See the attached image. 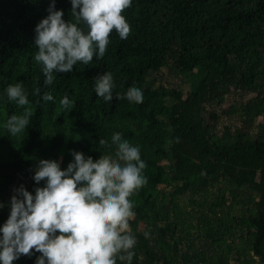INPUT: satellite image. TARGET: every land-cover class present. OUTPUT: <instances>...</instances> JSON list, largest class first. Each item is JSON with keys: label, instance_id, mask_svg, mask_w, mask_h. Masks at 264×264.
Here are the masks:
<instances>
[{"label": "trees", "instance_id": "1", "mask_svg": "<svg viewBox=\"0 0 264 264\" xmlns=\"http://www.w3.org/2000/svg\"><path fill=\"white\" fill-rule=\"evenodd\" d=\"M50 2L0 0V224L14 188L34 192L40 159L64 168L77 150L95 161L109 154L99 142L119 133L140 146L149 178L130 197L131 264H264V0H133L122 13L126 40L113 30L102 57L44 85L34 28ZM71 7L56 0L65 20ZM163 70L189 92L155 87ZM106 71L115 85L110 103L94 89ZM16 82L29 105L8 100L6 86ZM37 86L55 99L43 101ZM132 87L143 90L142 103L115 99ZM65 94L74 101L67 109ZM232 94L227 110L212 111ZM26 107L31 122L14 137L2 125ZM31 251L13 264H35L40 253Z\"/></svg>", "mask_w": 264, "mask_h": 264}, {"label": "clouds", "instance_id": "2", "mask_svg": "<svg viewBox=\"0 0 264 264\" xmlns=\"http://www.w3.org/2000/svg\"><path fill=\"white\" fill-rule=\"evenodd\" d=\"M132 2L71 0L72 19L65 20L63 10L55 8L56 0H51L48 14L34 28V60L41 65L44 85L53 84L57 71L71 72L78 62L86 65L94 56L102 57L113 30L126 40L131 28L122 13ZM94 81L97 96L112 102L113 74L106 71ZM5 92L17 105L31 103L22 82L9 83ZM34 92L43 101L55 99L52 91L41 92L40 86ZM115 99L142 103L143 90L132 87ZM59 103L67 109L74 101L65 94ZM32 115L26 107L22 114H11L2 126L18 136ZM99 146L109 154L94 161L71 150L73 158L64 168L56 159H40L34 168V192L23 184L13 189L9 215L0 224V264H13L21 254L32 255L33 249L40 253L35 264H117L118 259L131 264L137 237L129 222L136 215L130 197L148 182L143 171L147 162L140 146L119 133L112 135L111 143L103 139ZM5 206L0 201V208Z\"/></svg>", "mask_w": 264, "mask_h": 264}, {"label": "rangeland", "instance_id": "3", "mask_svg": "<svg viewBox=\"0 0 264 264\" xmlns=\"http://www.w3.org/2000/svg\"><path fill=\"white\" fill-rule=\"evenodd\" d=\"M159 85H163L164 87H167L169 89L180 90L185 95L189 92L188 85H179L177 81H175L174 77L168 74L165 70L162 71L161 80L155 81V87H158ZM237 97L243 100L246 99L243 94ZM233 98H235V95L232 94L230 99H228L226 102H223L221 104H213L214 106H212V111H214V113L216 114H219L222 109L227 110L232 105Z\"/></svg>", "mask_w": 264, "mask_h": 264}]
</instances>
